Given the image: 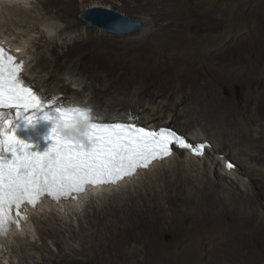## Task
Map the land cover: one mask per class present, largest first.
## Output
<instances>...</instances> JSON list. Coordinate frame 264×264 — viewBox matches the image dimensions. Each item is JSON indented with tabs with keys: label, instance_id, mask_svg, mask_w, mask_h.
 I'll return each instance as SVG.
<instances>
[{
	"label": "rangeland",
	"instance_id": "obj_1",
	"mask_svg": "<svg viewBox=\"0 0 264 264\" xmlns=\"http://www.w3.org/2000/svg\"><path fill=\"white\" fill-rule=\"evenodd\" d=\"M55 1L54 10L47 13L46 17L54 19V22H63L65 26L71 20L74 26L64 30L62 35L65 38L48 37L44 41L50 50L45 54L42 65L50 74L52 84H72L74 80L84 82L82 87L78 84L74 89H66L70 95L100 105L110 100L121 112L131 110L134 113L138 109L131 104V97H136L138 81L145 82L147 87L156 84L157 89L167 91L175 84L185 87L187 82L197 79L218 86L224 97L233 100L234 110L245 100H252L264 119V0ZM58 2L65 6L66 15L63 19L53 17L58 10ZM93 5L114 7L144 20L145 30L137 34L117 35L89 26L80 13ZM29 12L30 15H36L34 10ZM17 30L15 28V32H12L14 38L18 32H22ZM61 57L66 58L65 63L58 62ZM117 74H121L123 82L130 77L131 82L135 83L123 87L111 83L109 78ZM161 99L169 98L159 95L158 100ZM149 100L144 99L143 102ZM171 101L170 108L174 107L178 115L184 106L175 104L174 99ZM142 112L138 115L152 113L150 108ZM183 118L176 116L177 120L171 123V127L176 130L182 125V128H193L195 124H184ZM249 129L257 139H253L254 145L258 144L256 147L260 149L264 146V127L251 122ZM223 155L236 163L231 155ZM213 158L215 166L219 167L216 156ZM218 171L215 170L216 177L211 176V181L221 188L222 178H219ZM234 186L236 192L233 189L227 191L238 192L240 197L249 198L254 192L248 194L237 184ZM131 193L139 194L135 187L125 192L127 196ZM256 208L264 214V201ZM96 210L99 208L89 207V212L84 215L91 214L97 220L99 213ZM230 211L231 208L223 205V228L220 221L211 222L208 229L203 228L208 218L202 220L198 217L200 220L196 219L195 222L179 219L173 224L153 225L155 231L143 236L141 242H129L128 236H122L114 229L109 235L100 236L93 244H88L84 252L79 251L82 248L79 236L73 241L78 250L74 252L71 247H67L60 234H44L45 248L41 244L36 249L28 248V255L24 259L13 255L10 264H264V236H245V229H238L240 220L233 218ZM78 221H74L75 229L79 227ZM228 224L236 226L234 236L227 233ZM87 226L88 223L85 224ZM199 228L206 232L191 236ZM38 237L32 240L37 241ZM19 241L29 246L27 237L14 240L15 244Z\"/></svg>",
	"mask_w": 264,
	"mask_h": 264
},
{
	"label": "bare ground",
	"instance_id": "obj_2",
	"mask_svg": "<svg viewBox=\"0 0 264 264\" xmlns=\"http://www.w3.org/2000/svg\"><path fill=\"white\" fill-rule=\"evenodd\" d=\"M55 3V0H0V39L19 49L17 54L25 63L24 75L42 95L44 101L55 98L62 103H79L92 107L94 115L104 122H127L130 117H136L139 124L153 128L165 126L172 128L171 123L176 121V116L179 115L185 118L182 123L195 125L193 128L189 126L190 129L182 128V125L177 131L196 144L208 141L210 147L200 159L188 157L183 152L178 154L175 152L170 159L155 163L151 168L131 178L130 183L128 179L117 187H110L108 190L110 192L104 193L101 197H97L93 192L98 186H89L78 198L62 199L59 203L50 197H45L39 206L31 207L29 223L20 230L12 229L6 236H0V264H10L13 255L24 259L28 255V248L36 249L40 244L45 248L44 234L46 236L60 234V238L74 252L78 250L73 241L79 236L78 241L82 245L79 251L84 252L88 244H93L100 236L109 235L114 229H117L122 236H128L129 242L143 241V236L150 235L154 230L153 225L159 227L160 224L167 225L179 219L195 222L199 218L202 220L208 218V221L203 223V228L208 229L211 227V222H222L223 205L231 208L230 214L233 218L240 220L238 229H245V236H264V214L256 208L264 201V146L259 145L261 148L258 149L256 147L258 144L254 145L253 139H256V136L252 135L249 129L251 122H257L264 127V119L252 100H245L238 105L237 110H234L235 103L232 99L224 97L218 86L197 79L194 82H187L185 87L183 84H175V87L167 91L157 89L156 84L147 87L145 82L138 81L136 97H131V104L138 109L134 113L131 110L121 112L110 100L100 105L84 101L74 94L70 95L66 89H74L78 84L82 87L84 82L74 80L72 84H52L50 74L42 65L45 54L50 50L44 41L46 42L48 37L60 38L64 30L74 26L70 20L63 29H58L55 27L54 19L46 17L47 13L54 10ZM58 6L53 17L63 19L66 15L65 6L62 4ZM29 10H34L36 15H30ZM15 28L22 32H18L14 38L12 32H15ZM49 30L54 34L49 35ZM65 59L61 57L58 62L65 63ZM129 78L123 82L121 74H117L109 80L123 87L135 83ZM89 84L86 85L90 86ZM64 91L66 94H63ZM159 95H166L169 99L158 100ZM155 96L157 98L153 100ZM61 98L65 99L60 100ZM148 98L149 101L143 102ZM171 98L176 101L175 104L184 106L178 115L176 110H173L174 107L170 108ZM145 108H150L152 113L139 116L138 114ZM223 154L231 155L239 166L233 162L236 168L229 172L225 163L229 158ZM214 155L219 167L215 166ZM216 169H219V178L220 176L222 178L221 188L211 181V176L216 177ZM235 184L248 194L254 192L246 198L240 197L238 192L227 191L233 189L236 192ZM132 187H135L139 194L131 193L127 196L125 192ZM119 198L123 200L120 201ZM89 207L99 208L96 210L99 213L97 220L92 218L91 214L84 215L85 212H89ZM74 219L79 220L77 230L74 228ZM86 223H88L87 227H85ZM223 225L222 222L220 226L223 228ZM247 226L251 227L246 228ZM227 230L228 234L234 236L236 226L228 224ZM204 231L206 232L200 229L196 234L190 233L191 236H200ZM35 236H39L37 241L32 240ZM87 236L89 237L85 238ZM26 237L29 239L27 243L29 246L20 241L15 244L14 240Z\"/></svg>",
	"mask_w": 264,
	"mask_h": 264
},
{
	"label": "snow or ice",
	"instance_id": "obj_3",
	"mask_svg": "<svg viewBox=\"0 0 264 264\" xmlns=\"http://www.w3.org/2000/svg\"><path fill=\"white\" fill-rule=\"evenodd\" d=\"M49 35H53L49 30ZM19 51V49H17ZM25 63L0 46V236L11 225L20 227L26 205L35 207L45 196L56 201L75 199L89 186L113 184L130 177L139 168H148L156 159L171 155L172 145L202 156L206 144L192 145L170 128L149 129L137 126L138 118L127 122H104L93 115L90 107L58 104L51 139L44 152L30 151V145L9 131L12 122L28 113L41 111V96L24 75ZM9 109H15V115ZM35 111L25 116L31 123ZM45 118H49L45 112ZM86 126L87 143L62 135L57 125ZM11 151V159L2 153ZM226 167L231 168L229 163Z\"/></svg>",
	"mask_w": 264,
	"mask_h": 264
},
{
	"label": "clouds",
	"instance_id": "obj_4",
	"mask_svg": "<svg viewBox=\"0 0 264 264\" xmlns=\"http://www.w3.org/2000/svg\"><path fill=\"white\" fill-rule=\"evenodd\" d=\"M55 27L58 28V29H63V28L65 27V24H64L63 22L56 21V22H55ZM0 46H3V47H4V48H5L10 54L14 55V56L17 58V60H20V58H19V56H18V54H17V52H19V51H17V48H15V46H13V45L7 43V41L1 40V39H0ZM33 87H34V86H33ZM34 89L37 90L35 87H34ZM38 94H40V93L38 92ZM41 101H42L43 103L45 102V101L42 99V96H41ZM43 103H42V104H43ZM59 103H62V102H59ZM62 104H64V105H65V104H71V105H77V106H81V107H89V106H85V105H82V104H79V103H62ZM54 105H57V106H58V104H54ZM90 108H92V107H90ZM92 110H93V108H92ZM93 115H94V110H93ZM94 116H95V115H94ZM120 122H121V121H120ZM137 126H139V127H146V128H149V129H159V128L147 127V126L141 125V124H139V123H138ZM57 127H58V131H59L62 135H66V136H69V137H72V138H75V139L81 140L82 142L87 143L86 137H85V135H84L85 132H86V126H85V124H84L83 122H78V123H76V124H74V125H65V124H63V123H59V124L57 125ZM160 128H161V127H160ZM164 128H170V127H166V126H165ZM170 129H172L173 131H175L178 135L183 136V137L185 138V140H186L188 143H190V144H192V145H194V146H195V145H198V144H206L207 146H206V147L204 148V150H203V155H202V156L193 155V154H192L191 152H189L187 149H182V148L178 147L177 145L173 144V145L171 146V147H172V153H171V155L166 156V157H164L163 159H156V160L152 161V162L150 163V165H149L148 168H139V169H137V171L135 172V174H133V175L130 176V177H125V178H123L122 180L118 181L117 183L99 185L98 188H97L96 190L93 191V192L95 193V195H96L97 197H101L104 193H106V192H110V191H108L110 187H112V188L117 187V186L121 185V183L125 182V181L128 180V179H129L128 182L130 183V182H131V181H130L131 178H134V177L138 176L143 170H147V169L151 168L155 163H161L162 161H165V160H167V159H170V158L175 154V152H177V154L183 152V153H184L185 155H187L188 157H191V158L197 157L198 159H200L201 157H204V156H205L207 149L210 147V142L206 141V142H200V143H197V144H196V142H194L193 140L187 138L183 133L177 131V130L174 129V128H170ZM233 162H234V161H232V160H230V159H228V161L225 162L226 165L229 164V163L232 165L231 168L227 167V170H228L229 172H231V170H233V169L236 168V165H235V163H233ZM82 194H83V193H82ZM82 194H80V195H82ZM87 196H88V193H87ZM45 197H48V196H45ZM45 197H43L42 199H44ZM77 198H78V197H77ZM42 199H41V200H42ZM51 199H52V198H51ZM70 199H71V198H70ZM70 199H69V200H70ZM41 200L37 203V205H36L35 207L39 206V204L41 203ZM61 200H62V199H61ZM61 200H60V201H61ZM53 201H55L56 203H59V202H60V201H56V200H54V199H53ZM89 201H90V200H89ZM89 201H88V202H89ZM31 207H32V206H30V205H26V206L24 207V209H23V214L27 216V220H23V219H22L21 222H20V227H17L15 224L11 225L10 230H12V229H18V230H20V229L23 228V226H24L26 223H29V222H30L29 211H30ZM8 232H9V231H8ZM0 245H1V242H0Z\"/></svg>",
	"mask_w": 264,
	"mask_h": 264
},
{
	"label": "water",
	"instance_id": "obj_5",
	"mask_svg": "<svg viewBox=\"0 0 264 264\" xmlns=\"http://www.w3.org/2000/svg\"><path fill=\"white\" fill-rule=\"evenodd\" d=\"M89 25L117 35L137 34L146 27V22L106 5H93L80 13ZM170 238V236H168Z\"/></svg>",
	"mask_w": 264,
	"mask_h": 264
}]
</instances>
